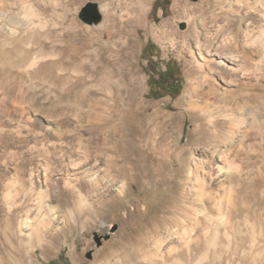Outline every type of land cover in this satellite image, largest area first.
Wrapping results in <instances>:
<instances>
[{
    "label": "rangeland",
    "instance_id": "374dc122",
    "mask_svg": "<svg viewBox=\"0 0 264 264\" xmlns=\"http://www.w3.org/2000/svg\"><path fill=\"white\" fill-rule=\"evenodd\" d=\"M262 43L264 0H0V264H264Z\"/></svg>",
    "mask_w": 264,
    "mask_h": 264
},
{
    "label": "bare ground",
    "instance_id": "6f19581e",
    "mask_svg": "<svg viewBox=\"0 0 264 264\" xmlns=\"http://www.w3.org/2000/svg\"><path fill=\"white\" fill-rule=\"evenodd\" d=\"M200 8V7H199ZM254 43L256 44L255 40L250 43V44H247V48L251 49V47L254 45ZM260 48L262 49V55L258 58L257 56V52L253 53L251 50L250 52L248 53V59L249 57L251 56H254V58H256L254 61L255 64L253 69L255 72H261L264 68V43L260 44L259 45ZM37 48V47H36ZM246 59V58H245ZM233 60V59H232ZM251 61V59H250ZM249 61V62H250ZM218 63H221L223 65V62L222 61H218ZM225 64V63H224ZM228 64V63H227ZM226 64V65H227ZM63 69V67H62ZM84 69V66L82 63H76L73 65V70L74 71H82ZM60 70V69H59ZM61 71V70H60ZM69 72V71H67ZM66 73V72H65ZM64 73V74H65ZM9 76V75H8ZM11 77V76H10ZM9 77V78H10ZM6 78V77H5ZM59 79V78H58ZM61 79V78H60ZM81 81V80H80ZM130 82L132 85H135L136 87L139 88V90H141V83L138 82L137 80H133V79H130ZM97 84H100L101 86H104L105 87V93H106V98H114V99H121L123 98V94H121V89H123V85L121 83H116L114 81H112L111 78H106V77H103L102 79H100L98 82H96ZM77 85L73 86V88L68 92L66 93L65 97L68 99V100H73L75 102H81V101H91V100H95L97 98V92H89L87 90H85L84 86H80L82 84L80 83H76ZM70 86V85H69ZM76 89H78V91L76 92ZM114 91L111 92V91ZM57 91V90H56ZM63 91V90H62ZM61 91V92H62ZM4 93H5V96L9 99V100H17V99H20L21 98V93H20V89H19V86L17 83H13L10 85H7L4 89ZM58 94V93H57ZM61 95V94H60ZM129 98H131L130 95H128ZM75 135H78L79 137H81V134H80V130L79 129H76L75 130ZM210 141V140H209ZM208 141V144H211V141L209 142ZM177 145H178V141L174 142V145H172V147H174V152L176 153H179V151L177 150ZM195 150L196 152L197 151H202L203 148L201 147V142L197 141L195 142ZM171 150L169 148H162L159 153L161 154V157L164 158L166 157V155L170 152ZM193 158V157H192ZM209 159V158H208ZM212 160H213V157L210 158V161H208V164L212 163ZM194 161V160H193ZM85 163V162H83ZM92 167L91 164H88L86 166H81L80 165V162L79 163H72L71 166L69 167V170H70V177L73 181V185L71 186L73 189L77 188L79 190L83 189L84 187H89L90 188V191H91V188L93 187H97L99 186V184H97V182L95 181L94 177L90 180H85V174H87V171L90 170ZM190 175V174H189ZM68 176V174H67ZM190 178V177H189ZM98 180V179H97ZM86 187V188H87ZM88 189V188H87ZM89 190V189H88ZM98 191V190H97ZM95 192V190H94ZM72 193V191H71ZM71 195V194H70ZM94 195V194H93ZM72 196V195H71ZM97 196V195H96ZM80 197V196H79ZM75 206V205H74ZM10 208V207H9ZM13 218V217H12ZM14 219V218H13ZM16 220V219H15ZM24 221V220H23ZM22 221V222H23ZM41 222V221H40ZM14 223V222H13ZM29 224V223H28ZM48 224V223H47ZM154 225V224H153ZM30 226H32L30 224ZM29 226V227H30ZM38 226V225H37ZM41 226V225H40ZM24 227L25 228H28L27 225H25L24 223ZM39 227V226H38ZM48 227V226H47ZM38 229V228H37ZM37 229H34V230H31L29 233H28V237L29 238H32V237H35L36 239H40V235L41 237L43 235H45L47 233V228L46 226L43 227L39 233V231ZM40 229V228H39ZM17 234H21L22 235V231L24 230L23 229V226L21 224L18 223L17 225V229H15ZM150 232V231H148ZM25 234V233H24ZM40 234V235H39ZM18 235V236H19ZM35 235V236H34ZM140 236V235H139ZM23 237V236H22ZM1 241H3V245L5 247H11V248H15V249H19L21 247H23L21 245V242L20 241H17L16 239H14V229H13V226L10 224V225H6L4 227V233H3V237L1 239ZM31 241V240H30ZM34 241V240H33ZM40 241V240H39ZM136 241V240H135ZM141 241V240H140ZM35 242V241H34ZM143 242V241H142ZM2 243V242H1ZM193 243V242H192ZM190 243V244H192ZM42 245V244H41ZM41 245H36V248L33 249V250H36V249H41L44 253L46 252V247L44 245H42V247H40ZM188 245V244H187ZM3 246V247H4ZM189 247V246H188ZM5 249V248H4ZM188 250V249H187ZM17 252V251H16ZM12 253V252H11ZM43 254V253H42ZM189 254V252H188ZM16 256V255H14ZM19 256V255H18ZM100 256H104V257H108L109 256V253H103L101 254ZM191 258V257H190ZM5 259V258H4ZM6 260V259H5ZM97 262L95 261L93 264H96Z\"/></svg>",
    "mask_w": 264,
    "mask_h": 264
},
{
    "label": "water",
    "instance_id": "95a60500",
    "mask_svg": "<svg viewBox=\"0 0 264 264\" xmlns=\"http://www.w3.org/2000/svg\"><path fill=\"white\" fill-rule=\"evenodd\" d=\"M78 17L82 23L88 26H98L102 22L99 7L95 3H87L81 9Z\"/></svg>",
    "mask_w": 264,
    "mask_h": 264
},
{
    "label": "trees",
    "instance_id": "16d2710c",
    "mask_svg": "<svg viewBox=\"0 0 264 264\" xmlns=\"http://www.w3.org/2000/svg\"><path fill=\"white\" fill-rule=\"evenodd\" d=\"M156 8V7H155ZM159 81V80H158ZM165 81H167V79H165ZM165 81H163V83L165 82ZM162 90H167V91H172V89H171V87L169 86V85H167V86H162V88H161Z\"/></svg>",
    "mask_w": 264,
    "mask_h": 264
}]
</instances>
